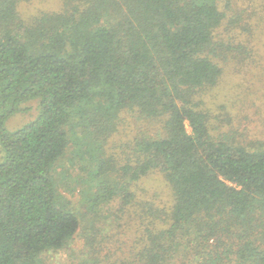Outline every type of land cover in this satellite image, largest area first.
<instances>
[{
  "label": "trees",
  "instance_id": "1",
  "mask_svg": "<svg viewBox=\"0 0 264 264\" xmlns=\"http://www.w3.org/2000/svg\"><path fill=\"white\" fill-rule=\"evenodd\" d=\"M31 1L0 0V264H44L45 253L77 234L79 219L52 179L73 119L81 140L96 143L93 205L120 204L108 219L123 216L133 187L152 172L171 197L163 209L143 203L135 247L103 261V242H92L85 264H264V149L214 139L200 96L234 51L215 39L222 0H60L29 20L21 6ZM243 65L261 66L250 56ZM31 100L38 116L8 130ZM124 112L154 131L135 137L121 158L99 160L95 149Z\"/></svg>",
  "mask_w": 264,
  "mask_h": 264
},
{
  "label": "rangeland",
  "instance_id": "2",
  "mask_svg": "<svg viewBox=\"0 0 264 264\" xmlns=\"http://www.w3.org/2000/svg\"><path fill=\"white\" fill-rule=\"evenodd\" d=\"M222 1L220 6L226 19L215 39L231 42L234 51L224 55L225 61H219L224 71L219 83L200 95L204 101L203 110L208 116L210 133L214 139L248 149H264V4L262 0H233L229 11L224 7V0ZM60 4V0H32L21 6V13L25 19L30 20L44 12L58 9ZM231 18H235L238 23L235 27L230 26ZM250 24L254 30H251ZM238 26L246 27V31H240ZM233 38L236 39V45L232 42ZM240 50L241 54L238 52ZM248 56L256 60V64L260 62L258 72L251 71L250 67L246 69L243 65L245 57ZM21 107L24 111L7 120L8 130H16L38 116V100L28 101ZM121 119L117 131L107 138L102 149H95L99 160L117 154L121 158L135 137L144 131H154L153 126L149 127L131 112H124ZM74 122L75 119L67 129L68 138L72 142L55 162L52 179L56 193L68 209L76 214L80 227L64 249L49 251L42 256L44 264H85V260L92 254V242H97L98 245L103 242V261L109 260L106 256L121 255L135 247L136 241L141 237L143 221L140 220L141 214L138 212L143 203L150 201L155 208L163 209L171 202L168 185L158 172H152L133 187L135 203L129 206L123 216L120 219H108V215L114 212L117 214L120 204L116 199L108 202V205H93L96 182L93 176L94 160L90 154H93L91 148L96 143L91 142L90 138L83 142L80 129ZM187 130L190 131L188 125ZM122 161L123 159L118 162Z\"/></svg>",
  "mask_w": 264,
  "mask_h": 264
}]
</instances>
